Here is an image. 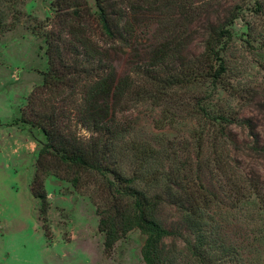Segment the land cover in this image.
I'll use <instances>...</instances> for the list:
<instances>
[{
    "label": "rangeland",
    "instance_id": "obj_1",
    "mask_svg": "<svg viewBox=\"0 0 264 264\" xmlns=\"http://www.w3.org/2000/svg\"><path fill=\"white\" fill-rule=\"evenodd\" d=\"M79 1L90 7L92 17L88 20L95 27L93 38L105 45L97 1ZM107 1L112 18L122 19L121 24L129 28L126 36L131 41L129 47L117 44L113 54L122 58L117 63L119 72L127 74L131 82L123 110L117 115L128 130L126 139L159 150L152 170L177 176L181 167L185 168L191 171L188 178L197 187L202 177L217 189L220 199L235 206L238 194L229 190L234 177L252 170L264 181V158L249 153L247 146L254 145L249 128L236 123L250 118L255 135L264 144V0ZM54 3L0 0V264H145L141 254L145 235L137 228L111 251L105 250L95 205L100 195L92 176H84L77 188L62 174L47 176V234L39 212L40 201L31 192L45 135L19 119L49 66L46 33L59 20ZM213 26L225 31L213 66L217 69L222 63L225 72L217 80L207 73L204 66L208 62L202 57L203 43ZM166 43L181 51L162 73L151 65V52ZM194 63L199 67L197 74L193 72ZM169 77L175 84L161 91L162 86L152 84ZM209 115L225 116L234 122L217 120L208 137L201 133L209 127ZM220 128H226L225 133L232 129L234 136L221 137ZM79 131L90 135L81 126ZM216 134L218 144L212 148L209 142ZM220 156L231 176L214 169L211 173L209 159L219 160ZM204 160L207 165H202ZM123 167L131 173L141 168V161L132 157V164L125 161ZM229 177L231 181H227ZM139 185L146 188L142 182ZM261 195L264 201V183ZM257 206L264 211V202ZM228 211L235 215H214L223 216L225 222L220 221L219 239L210 238L205 244L209 253L201 262L264 264V215ZM157 217L175 229L163 242L169 259L175 264H199L197 249H193L198 239L181 220V211L166 204Z\"/></svg>",
    "mask_w": 264,
    "mask_h": 264
},
{
    "label": "trees",
    "instance_id": "obj_2",
    "mask_svg": "<svg viewBox=\"0 0 264 264\" xmlns=\"http://www.w3.org/2000/svg\"><path fill=\"white\" fill-rule=\"evenodd\" d=\"M96 1L99 29L105 45L93 38L95 27L88 20L92 13L87 3L55 0L59 20L46 33L49 66L43 73V83L33 89L19 119L41 129L45 135L35 164L31 192L40 201L39 212L46 234L50 230L47 224L50 205L45 187L47 176L62 174L76 188L84 176H92L95 190L100 195L95 205L106 251H111L130 230L137 228L145 235L141 249L145 264H175L163 248L164 240L173 235L175 229L157 217L164 205L171 204L181 211V220L198 239V245H193L200 260L197 263L207 264L201 262L203 255L209 253L205 244L208 245L210 238L219 239L220 221L225 222L223 216L214 215H235L228 209L239 212V215H264V211H260V206H257L264 202L261 201L264 181L252 170L241 171V176L234 177L232 181L229 177L227 181L232 182L229 190L238 194L237 204L229 206L225 199L219 198V192L206 179L199 177L197 187L194 180L188 178L191 171L185 168L181 167L177 176L171 172L163 175L152 170L159 158V150L155 146L143 148L128 141V130L117 117L118 112L123 110L121 106L131 82L127 74L119 72L117 63L122 58L113 54L117 44L130 46L131 41L126 36L129 28L121 24L122 19L112 18L107 0ZM224 35V29L213 26L203 43L202 57L208 62L204 67L215 80L225 72L222 63L219 68L213 69L218 59V46ZM175 47L166 43L158 50H152L151 65L165 73L174 55L180 54V48ZM193 70L194 74L199 71L195 63ZM140 72L137 71L138 74ZM152 84L162 86L161 91L167 88L166 85L175 83L169 77ZM208 118L211 120L209 127H204L201 133L208 137L211 136L210 128L217 124V120L234 122L225 116L209 115ZM236 123L249 128V136L254 142V145L247 146L249 153L264 158V144H260L255 135L252 120L243 118ZM80 126L89 130L90 135H82ZM225 129L220 128L221 137L229 139V135L234 136L232 129L226 133ZM211 138L210 146L215 148L218 136L216 134ZM128 152L132 153L127 155ZM132 157L141 161V168L131 173L125 172L123 163L129 161L131 165ZM201 163L207 165L206 160ZM209 165L212 166L211 173L214 169L231 176L230 168L221 156L219 160L209 159ZM141 182L146 188L139 185ZM228 185L225 184V188ZM230 197L228 194L227 198ZM212 207L217 209L211 210ZM256 207L257 210L254 209ZM192 254L195 255V252Z\"/></svg>",
    "mask_w": 264,
    "mask_h": 264
}]
</instances>
